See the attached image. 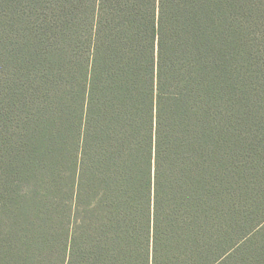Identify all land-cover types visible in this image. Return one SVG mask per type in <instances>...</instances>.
I'll use <instances>...</instances> for the list:
<instances>
[{
	"label": "trees",
	"instance_id": "1",
	"mask_svg": "<svg viewBox=\"0 0 264 264\" xmlns=\"http://www.w3.org/2000/svg\"><path fill=\"white\" fill-rule=\"evenodd\" d=\"M0 264H264V0H0Z\"/></svg>",
	"mask_w": 264,
	"mask_h": 264
}]
</instances>
